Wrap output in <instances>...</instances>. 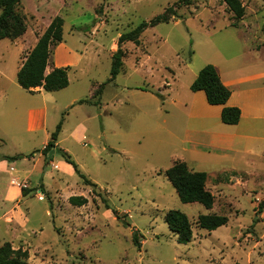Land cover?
Masks as SVG:
<instances>
[{
  "label": "rangeland",
  "instance_id": "obj_1",
  "mask_svg": "<svg viewBox=\"0 0 264 264\" xmlns=\"http://www.w3.org/2000/svg\"><path fill=\"white\" fill-rule=\"evenodd\" d=\"M241 1L245 21L233 27L221 0H189L188 5L177 0H20L18 11L25 14L26 31L15 41L0 39V70L5 75L0 76V87L10 79L16 82L13 73L16 62H21L20 47L29 36L38 37L55 15L63 18L68 41L92 40L89 48H94L82 60L81 70L68 72L69 87L52 94L73 88L85 93L105 82L92 96L95 102L84 105L97 115L85 122L88 131L83 140L74 141L68 131L61 134L63 145L71 149L70 158L97 186L84 184L76 172L67 175L62 167L60 171L40 161L29 177L32 183L13 179L25 189L18 203L28 228H22L16 210H8L6 229L0 220V245L7 242L25 251L28 262L41 264H264V176H216L218 160L205 159V165L195 169L215 173L207 176L214 201L206 209L198 202H181L164 175L182 152L178 138L186 118L179 115L174 101L192 91L191 68L238 56L244 43L264 41V0ZM168 6L176 9L177 18L147 27L137 43L124 41L121 69L106 82L112 43ZM94 29L97 33L90 35ZM74 30L77 36L70 37ZM4 102H0V133L8 120ZM47 107L48 118L62 117L64 128L76 121L70 107L58 111ZM22 109V105L15 109L17 117L11 118L7 132L21 146L16 147L14 139L0 138V154L22 151L18 158L28 159L40 149L41 133H27L21 126ZM21 168L29 170L31 163ZM3 187L0 176V191ZM71 195L87 201L72 205ZM168 209L187 214L193 232L190 242L176 241L164 220ZM201 213L224 214L228 221L207 231L197 225ZM9 230H14L13 237ZM134 234L140 246L133 242Z\"/></svg>",
  "mask_w": 264,
  "mask_h": 264
},
{
  "label": "crops",
  "instance_id": "obj_2",
  "mask_svg": "<svg viewBox=\"0 0 264 264\" xmlns=\"http://www.w3.org/2000/svg\"><path fill=\"white\" fill-rule=\"evenodd\" d=\"M257 17V14L254 13L252 18L256 20ZM241 21L244 22L245 20L242 19ZM77 33L75 30L71 31L70 37H76ZM94 33H97V30L94 29L89 34L93 35ZM36 40L37 37L32 39L29 36L23 47H20L21 62H16L15 64V72L13 73L15 78L25 54L32 48ZM21 41L24 42V38ZM77 42L82 43V45H77ZM89 43H93L92 40L78 39L68 41L62 34V40L50 47L49 61L45 71L48 72L53 67L62 66H69V70L76 68L80 71L82 60L89 57V53H91L89 50L94 48V46L89 48ZM28 47L29 49L26 51ZM115 49L116 43L113 42L110 49L111 53ZM24 51L25 53H23ZM210 63L214 65L221 82L230 90V95L225 105L236 106L240 109L239 121L236 124L222 123L220 120L221 105L209 104L202 90L191 91L185 96L176 98L174 103L179 110V115H183L186 118L183 136L178 138L183 144L182 152L176 160L184 161L192 170L206 172L207 176H214L215 173L216 176L221 173L224 176H264V41L254 45L244 43L240 55L232 58H222L219 61ZM203 66L204 64L196 69L191 68L193 79ZM0 76L5 77L1 70ZM68 80V85L56 90V92L68 88L70 84L69 75ZM95 88L89 87L85 93L73 88L68 92L52 94L55 91H45L41 86L28 91L20 87L17 80L14 82L12 79L9 80L8 85H1L0 102L5 101L4 114L8 120L5 121L6 125L0 133V138L14 139L16 140L14 141L15 146L20 148L19 140L13 134L7 135V132L11 130V118L17 117L15 109L19 105H22L23 108L19 117L21 126L27 133H41V138L37 143V145L41 144L40 149L34 156H30L28 159L23 157L9 160L5 157L22 154L20 153L22 151H18L19 153L14 155L0 154V176H3L4 179V187L0 191V220L2 219L5 223L4 229L9 224L6 216L8 210H16L17 214H19L22 228H28L26 225L27 216L20 214L21 210L18 203L21 202L24 195L21 193V187L14 181L24 179L32 183L29 177L34 174L40 161L53 168L56 166L60 171L62 167L67 175L74 173L73 167L69 163L64 160L61 161L57 149H61L66 153L71 152L70 147L63 145L64 138H61V134L64 131H68L69 137L74 141L81 142L83 140L82 137L88 131L85 122L97 115V113L93 115L89 113L88 108L84 106L95 102V99L92 98V92ZM139 90L142 93L146 92L143 89ZM80 99H85L86 101L79 102ZM48 105L50 109L55 111L70 107L73 115H76V121L64 128L61 117V126L57 134L55 147L44 155L41 149L50 139L52 132H50V128H54L58 123V118H48ZM101 113L98 114L101 115ZM54 159L56 160L54 161ZM205 159L218 160L216 162L217 166L221 167L215 169L214 174L204 169H195L204 166ZM29 163H31L29 170L21 168V166ZM43 174V176L48 175L45 170H43ZM13 179L15 180L13 181ZM40 184L44 185L42 181ZM13 206H15V209H13ZM9 231L11 232L9 236L13 237L15 235L14 230ZM34 245L35 248L41 246L38 244ZM23 249L25 250V248ZM30 262L31 264H41L33 260H30Z\"/></svg>",
  "mask_w": 264,
  "mask_h": 264
},
{
  "label": "trees",
  "instance_id": "obj_3",
  "mask_svg": "<svg viewBox=\"0 0 264 264\" xmlns=\"http://www.w3.org/2000/svg\"><path fill=\"white\" fill-rule=\"evenodd\" d=\"M226 9L231 13L232 22L230 26L236 27V22L242 19L245 14V7L241 0H221ZM20 0H0V39L15 40L22 36L26 31L25 14L18 11ZM178 4L188 5L189 0H177ZM178 16L176 9L172 6L166 7L160 14L155 15L149 20H143L131 30L121 33L116 41V49L111 56V66L109 77L106 82L113 80L121 69L124 51L121 44L124 41L137 43L140 34L147 28L160 22H168ZM63 18L55 15L44 30L38 35L35 44L25 54L16 73V80L20 87L28 91L41 86L45 91H56L66 87L69 83V66L53 67L48 72L45 71L49 61L50 47L62 40ZM105 83V82H104ZM104 83L100 84L92 93V96L99 93ZM192 91L202 90L206 101L212 105H221L220 120L225 124H236L240 118V109L236 106L225 105L230 90L220 80L219 74L213 64H205L201 67L190 84ZM80 99L79 102H84ZM61 120L50 134V139L41 149L45 155L55 147L57 134L60 130ZM57 153L63 160L69 163L74 172L83 180V183L93 188L97 185L85 177L77 167V164L70 158V155L61 149ZM19 155L6 156V159L14 160ZM48 159V158H47ZM164 175L174 187L179 200L183 203L198 202L206 209L212 208L214 196L206 187L207 173L190 169L184 161L176 160L165 171ZM22 195L25 189L21 187ZM72 205L80 206L86 203L87 199L82 195H71L68 198ZM164 220L168 228L175 233L178 243L186 244L193 238L192 226L186 213L178 209H168L165 212ZM228 217L224 214L201 213L197 216L198 227L207 231H212L225 225ZM133 242L140 246L136 235ZM0 264H31L27 261V254L20 249H13L9 243L4 242L0 245Z\"/></svg>",
  "mask_w": 264,
  "mask_h": 264
},
{
  "label": "built area",
  "instance_id": "obj_4",
  "mask_svg": "<svg viewBox=\"0 0 264 264\" xmlns=\"http://www.w3.org/2000/svg\"><path fill=\"white\" fill-rule=\"evenodd\" d=\"M42 197H41V195H40V197H39V199H41Z\"/></svg>",
  "mask_w": 264,
  "mask_h": 264
}]
</instances>
